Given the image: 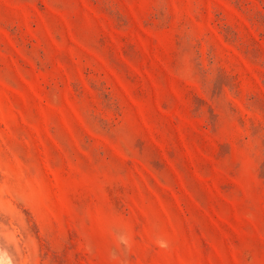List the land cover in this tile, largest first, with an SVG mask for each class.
<instances>
[{
    "label": "rangeland",
    "instance_id": "1",
    "mask_svg": "<svg viewBox=\"0 0 264 264\" xmlns=\"http://www.w3.org/2000/svg\"><path fill=\"white\" fill-rule=\"evenodd\" d=\"M0 264H264V0H0Z\"/></svg>",
    "mask_w": 264,
    "mask_h": 264
}]
</instances>
